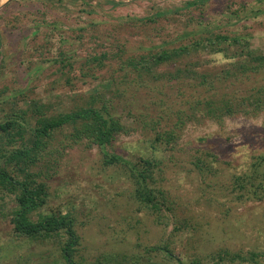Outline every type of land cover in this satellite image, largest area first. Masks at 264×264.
Instances as JSON below:
<instances>
[{"label":"rangeland","instance_id":"obj_1","mask_svg":"<svg viewBox=\"0 0 264 264\" xmlns=\"http://www.w3.org/2000/svg\"><path fill=\"white\" fill-rule=\"evenodd\" d=\"M42 1L14 0L0 8V123L23 122L19 117L27 113L24 124L32 127L35 104L58 115L101 93L112 99L113 114L134 129L105 150L129 162L153 156L156 131L184 124L175 148L155 155L163 160L151 184L166 199L160 210L139 201L129 171L105 165L100 147L75 143L64 133L46 152L58 150L47 156L52 164L32 169L48 196L31 220L73 219L81 240L76 261L83 264H264V108L216 118L205 106L245 98L264 75L200 85L188 78L153 79L189 60L157 67L145 78L126 63L220 32L239 34L264 55V0H212L190 10L187 3L196 0ZM160 12L169 18H158ZM191 61L213 74L232 63L212 49ZM152 121L156 130L145 126ZM198 158L208 172L197 168ZM240 177L250 182L234 189ZM17 207L15 195H0V264H65L67 237L20 236L12 221ZM220 252L259 257L219 261Z\"/></svg>","mask_w":264,"mask_h":264},{"label":"trees","instance_id":"obj_2","mask_svg":"<svg viewBox=\"0 0 264 264\" xmlns=\"http://www.w3.org/2000/svg\"><path fill=\"white\" fill-rule=\"evenodd\" d=\"M53 1L45 0L42 2ZM210 1L212 0L189 1L185 10L205 7ZM111 3L114 7L116 6V3ZM176 12L182 13L181 11ZM168 16V13H157L158 18ZM210 49L213 53H225L231 61L233 59L238 60L232 61L221 73H208L205 71V67H201L203 64L200 66V63H192L191 59L196 54L203 51L207 52ZM99 60L100 58L95 59V61ZM178 60H182L184 63L189 60V62L184 65H176L175 69L169 73L160 76L153 75V69L165 64L176 63ZM99 62L100 67L105 66L102 61ZM126 63L135 68L143 78L147 77V74L153 75V79L157 80H160L161 77L168 81L188 78L199 82L200 85L213 83L222 77L236 76L235 78L248 79L256 75H264V55L255 54L251 49L250 41L239 34L230 35L221 32L211 33L209 37L204 39L198 37L195 40L187 41L184 45L175 46L173 49L163 50L155 54L151 53L147 57L144 56L140 61L131 58ZM252 92L254 93L235 102L222 99L221 106H216L213 100L211 102L206 101L207 114H212L218 118L222 115H233L239 112L251 113L257 109L263 110L264 82L255 87ZM111 101L112 99L106 98L104 94L98 93L89 97L85 101V105L70 112L51 116L47 113V107L38 103L31 108L32 117L35 116L36 118L32 127H27L24 124V116L27 113H23L25 115L19 117L23 122L12 119L6 123H0V195L7 193L16 196L18 207L13 212L14 230L20 236L28 238H50L65 235L67 241L61 249V257L65 264H83L76 261L77 247L81 240L75 228L74 220L55 215L40 216L37 221L31 220V215L47 204L48 196L46 185L37 180L41 174L32 172V169L39 167L43 161L47 163H45L46 166L52 164L51 161L48 162L47 156L49 153L51 156L54 155L58 150L50 151L48 154L46 152L56 139V135L65 133L75 143L86 140L91 145L100 147L102 152H105V165H118L129 171L137 185V197L143 205L152 206L158 210L166 205L163 192L151 189V184H155L156 181V170L163 165V160L155 155L161 148L165 150L175 148L179 139L177 129L184 122L182 121L171 130L156 131L150 146L152 157L140 159L137 162H129L118 155L109 154L105 150L113 145L117 136L127 135L133 129L125 125L115 113L113 114L109 108ZM197 104H202V102ZM145 126H151L152 130H156L158 122H145ZM67 129L71 130L69 134H67ZM16 138H19L18 141H15ZM195 165L203 174L208 172L207 166L201 158L197 159ZM248 180L249 178L240 177L236 180L234 189H244L246 184L250 182ZM181 228V226L177 227L178 230ZM154 250L165 251L172 256L167 247H157ZM257 257L259 255L256 253H253L249 258L239 255V253L231 254L229 252H220L217 256L219 261L230 260L231 262L237 259L243 262L250 260L256 262Z\"/></svg>","mask_w":264,"mask_h":264},{"label":"bare ground","instance_id":"obj_3","mask_svg":"<svg viewBox=\"0 0 264 264\" xmlns=\"http://www.w3.org/2000/svg\"><path fill=\"white\" fill-rule=\"evenodd\" d=\"M11 0H0V6L5 5L6 3L10 2Z\"/></svg>","mask_w":264,"mask_h":264},{"label":"water","instance_id":"obj_4","mask_svg":"<svg viewBox=\"0 0 264 264\" xmlns=\"http://www.w3.org/2000/svg\"><path fill=\"white\" fill-rule=\"evenodd\" d=\"M13 1L14 0H11L10 2L6 3L5 5H7V4H9V3L13 2ZM5 5L0 6V8L4 7Z\"/></svg>","mask_w":264,"mask_h":264}]
</instances>
